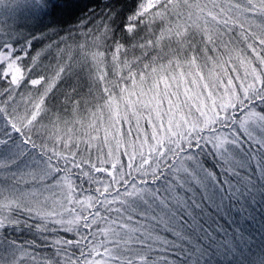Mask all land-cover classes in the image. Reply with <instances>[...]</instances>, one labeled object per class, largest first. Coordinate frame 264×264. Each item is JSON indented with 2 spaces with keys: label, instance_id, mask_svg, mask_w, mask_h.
I'll use <instances>...</instances> for the list:
<instances>
[{
  "label": "snow or ice",
  "instance_id": "snow-or-ice-1",
  "mask_svg": "<svg viewBox=\"0 0 264 264\" xmlns=\"http://www.w3.org/2000/svg\"><path fill=\"white\" fill-rule=\"evenodd\" d=\"M79 8L0 0V264H264V0Z\"/></svg>",
  "mask_w": 264,
  "mask_h": 264
},
{
  "label": "trees",
  "instance_id": "trees-1",
  "mask_svg": "<svg viewBox=\"0 0 264 264\" xmlns=\"http://www.w3.org/2000/svg\"><path fill=\"white\" fill-rule=\"evenodd\" d=\"M77 2L80 4V8L76 11L75 16L72 18L73 21L76 17L86 14L90 8L94 7L96 3H98V0H77Z\"/></svg>",
  "mask_w": 264,
  "mask_h": 264
}]
</instances>
